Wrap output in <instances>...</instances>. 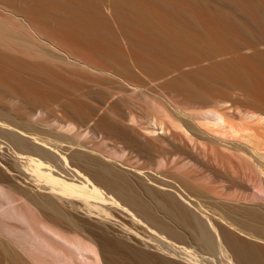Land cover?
<instances>
[{
	"label": "bare ground",
	"instance_id": "bare-ground-1",
	"mask_svg": "<svg viewBox=\"0 0 264 264\" xmlns=\"http://www.w3.org/2000/svg\"><path fill=\"white\" fill-rule=\"evenodd\" d=\"M233 1L251 24L214 16L211 25L232 30L235 40L252 24L262 29L264 0ZM76 4L106 16L103 8ZM3 11L54 51L93 73L110 74L43 37L26 15ZM60 78L42 64L0 51V89L12 84L14 101L19 94L27 101L35 93L77 91ZM172 83L176 90L145 91L121 77L117 97L140 103L119 119L106 113L93 125L78 118L73 102L78 117L50 121L42 119V109L18 116L0 107V240L32 264H264V206L258 204L264 203V109L213 100L195 106L170 95L200 94ZM200 161L226 181L201 177ZM227 182L246 190L233 192ZM224 200L253 203L223 207L254 222L221 210Z\"/></svg>",
	"mask_w": 264,
	"mask_h": 264
},
{
	"label": "rangeland",
	"instance_id": "rangeland-1",
	"mask_svg": "<svg viewBox=\"0 0 264 264\" xmlns=\"http://www.w3.org/2000/svg\"><path fill=\"white\" fill-rule=\"evenodd\" d=\"M36 1L0 0V6L26 15L43 37L54 40L73 55L109 69L110 74L93 73L54 51L48 41L39 42L22 23L0 8V51L27 62L42 64L60 79L68 80L73 89L77 87L76 92L66 90L65 96L61 92L47 91L35 93V99L26 97L27 101L19 94L21 99L18 95L14 101L13 86L5 82L0 89V107L18 116H25L32 109L39 112L42 109V119L48 121L80 115L79 119L93 125L106 113L119 119L135 110V102H139L117 97L122 92L121 77L142 85L145 91L149 87L176 90L177 85L170 84V81L188 84L200 94V98L193 93L188 97L186 92L181 93L182 97L177 91L170 97L191 101L198 106L213 100V103L229 102L242 110L264 109V25L260 29L252 24L250 33L236 31L238 38L235 40L232 30L224 33L209 22L210 18L219 16L226 24L232 21L251 24L247 12L233 0H41L43 4ZM78 2L103 8L106 18L97 12L77 10ZM163 2L171 4V7ZM127 40L154 46L167 54L131 46L133 43ZM132 58L136 62L130 60ZM45 96L48 97L46 100ZM69 102L79 107L78 116L76 107ZM200 166L201 177H212L216 182L226 181L214 167L202 161ZM227 184L233 192L246 190L238 183ZM222 203L219 208L224 212L243 221L254 222L236 209L230 212L223 207H252L255 206L253 203L237 205L228 200ZM258 204L264 206L263 202ZM0 264L32 262L12 243L0 240Z\"/></svg>",
	"mask_w": 264,
	"mask_h": 264
}]
</instances>
